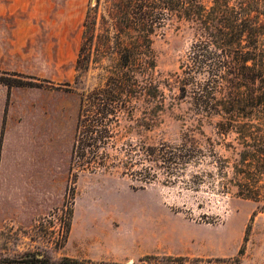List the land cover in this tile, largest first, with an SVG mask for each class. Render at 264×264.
<instances>
[{
    "label": "rangeland",
    "instance_id": "rangeland-1",
    "mask_svg": "<svg viewBox=\"0 0 264 264\" xmlns=\"http://www.w3.org/2000/svg\"><path fill=\"white\" fill-rule=\"evenodd\" d=\"M114 1L102 0L101 12L111 9ZM96 3L97 0H0V77L33 84L12 89L0 84L1 184L10 183L12 154L6 137H14L18 123L25 126L32 113L39 112L38 135L33 145L39 155L47 158L51 149V121L56 130L69 128L73 140L80 94L104 88L108 78L127 73L120 68L126 60H119L114 50L107 58L94 60L88 73L75 68L84 41L83 23L89 8ZM158 21L153 37L155 58L133 60L135 66L130 70L134 80L157 96L141 97L137 103L139 115L144 111L147 114L150 131L136 127L133 136L137 134V139L148 145H177L186 131L192 129L201 139L202 130L206 136L203 140L210 138L216 143L238 145L234 134L226 140L218 135L215 126L218 119L201 127L192 92L181 91L184 80L199 82L215 77L220 60H211L201 70L200 60L191 59L194 44L191 25L165 17H159ZM42 111L50 119L44 118ZM117 131L126 136L125 128ZM126 142L127 138H123L119 145L128 148ZM216 152L220 158L229 159V175L233 176L239 157L222 147H216ZM109 153L116 155L110 149ZM148 167L152 165H138L136 170ZM216 168L208 159L191 172L215 175ZM150 172V178H157L154 170ZM160 172L159 177L165 172L163 167ZM261 172L260 178L253 179L251 184L254 193L247 197L239 194L242 190L238 184L230 186V194L223 196L209 184L203 185L199 192H192L163 184L160 178L141 189L140 182H135L132 176H123L118 169L110 170V174L83 173L70 199V178L64 176L67 173L64 169L62 177L54 178L51 184L48 203H40L38 223L32 232L24 229L18 233V242L0 244V264L28 255L54 262L71 258L97 264H142L140 259L148 255L229 258L236 256L244 245L242 264H264L261 212L264 170ZM241 177L245 183L250 179L249 175ZM48 183L46 171L45 189ZM248 227L249 239L244 244ZM6 250L18 254L5 255Z\"/></svg>",
    "mask_w": 264,
    "mask_h": 264
},
{
    "label": "trees",
    "instance_id": "trees-1",
    "mask_svg": "<svg viewBox=\"0 0 264 264\" xmlns=\"http://www.w3.org/2000/svg\"><path fill=\"white\" fill-rule=\"evenodd\" d=\"M102 0L90 7L83 23L84 41L80 47L75 68L82 73L92 69L94 60L107 58L114 50L126 74L108 78L104 88L80 94L76 133L72 148L69 198L73 199L76 183L81 174H110L121 170L123 176H132L141 189L154 179L175 185L182 190L199 192L203 185H212L223 196L230 194V186L238 184L240 195L254 193L253 179L264 170V0H115L111 9L101 12ZM159 17L187 22L194 36L192 60L201 70L211 60H220L215 77L196 82L185 81L183 94L192 92L198 123H215L217 133L225 140L235 135L238 145L203 140L192 129L184 134L180 144L148 145L133 133L136 127L150 131L147 114L139 115L137 103L141 97H157L134 80L130 72L133 60H153V37L157 34ZM122 72V73H123ZM213 72V71H212ZM223 72V74H222ZM0 84L15 87L28 85L21 80L0 77ZM38 87V86H36ZM125 123V126L122 124ZM118 128L126 129V136ZM127 138L125 146L120 140ZM136 141V142H135ZM239 146H242L240 149ZM216 147L231 151L239 157L236 172L229 175L230 161L220 158ZM109 149L116 155L109 153ZM217 167L216 174L193 173L207 160ZM151 167L137 169L138 165ZM163 167V176L160 169ZM151 170L157 178H150ZM249 175L248 182L241 176ZM215 176L217 180H215ZM247 193V194H246ZM264 208H262L263 210ZM264 213V211H261ZM248 227L244 244L248 242ZM245 245L234 257H194L148 255L142 264H242ZM3 264H97L65 258L54 262L46 257L28 255ZM103 264V263H98Z\"/></svg>",
    "mask_w": 264,
    "mask_h": 264
},
{
    "label": "crops",
    "instance_id": "crops-1",
    "mask_svg": "<svg viewBox=\"0 0 264 264\" xmlns=\"http://www.w3.org/2000/svg\"><path fill=\"white\" fill-rule=\"evenodd\" d=\"M76 104L78 108V99ZM42 112L44 118H49L44 111ZM38 113H32L25 126H21L18 123V132L14 137L10 135L6 137V144L10 147L12 154L10 157V169L8 170L11 179L9 184H1L0 181V244L3 241L18 242V233H22L24 229H30L32 232L33 226L38 223L40 203L46 204L50 199L51 184L54 182V178L62 177L61 174L64 169L67 171L64 176L69 175L70 178L71 156L75 135L73 140H71L69 128L65 129L62 127L56 130L53 126L54 121L50 120V153L47 158L44 154L39 155L37 153L39 151L38 148L33 145V140L38 135ZM46 171L49 174L47 189L43 185V174ZM54 205L52 208H54ZM77 216L78 212L75 211V220ZM187 241L188 243L190 242L189 237ZM4 253L5 255L14 256L16 255L15 253L18 254V251L6 250Z\"/></svg>",
    "mask_w": 264,
    "mask_h": 264
},
{
    "label": "water",
    "instance_id": "water-1",
    "mask_svg": "<svg viewBox=\"0 0 264 264\" xmlns=\"http://www.w3.org/2000/svg\"><path fill=\"white\" fill-rule=\"evenodd\" d=\"M95 1V0H94Z\"/></svg>",
    "mask_w": 264,
    "mask_h": 264
}]
</instances>
